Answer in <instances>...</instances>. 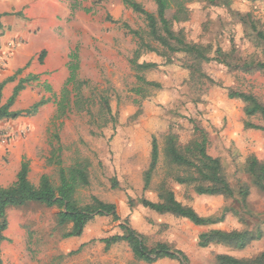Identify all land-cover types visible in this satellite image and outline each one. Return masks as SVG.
<instances>
[{
  "label": "rangeland",
  "instance_id": "obj_1",
  "mask_svg": "<svg viewBox=\"0 0 264 264\" xmlns=\"http://www.w3.org/2000/svg\"><path fill=\"white\" fill-rule=\"evenodd\" d=\"M136 1L148 12H155L151 0ZM232 8L251 13L258 27L264 30V2L232 0ZM190 9L189 20L183 26L189 41L225 52L233 44L239 58L264 61V52L252 33L236 24L227 10L208 7L199 1L192 3ZM8 13L11 14L1 19L7 24L0 30V58L4 63L0 74L7 70L17 52L28 51L32 57L28 65H21L23 69L16 80L3 88L2 103L17 80L28 74L37 80L19 94L12 110H24L41 98L50 101L32 117L0 121V187L15 181L22 157L29 160L30 183L37 185L44 174L55 182V170L45 164V159L50 151L49 130L54 133L61 125L57 133L64 166L76 159L90 163L89 186L77 192V201L85 205L90 197H96L113 204L119 221L98 217L88 224L81 237L65 240L55 223L57 209L36 204L11 208L6 212L8 226L3 234L6 240L0 247L2 264H145L135 261L123 243L105 251L98 242L120 234L119 225L125 220L146 239L147 246L166 243L184 252L189 264H215L214 258L219 254L251 259L264 251V194L250 183L243 171L249 156L264 162V133L245 128L244 105L229 99L225 90L249 93L264 105V73L227 72L215 65H204L205 74L222 87L202 90L186 85V71L177 62L162 66L159 57L146 54L143 61L160 66L144 76L147 81L161 84L163 89L145 91L142 93L145 98H141L135 93L138 84L128 63L136 40L124 25L136 31H144L145 25L140 15L132 13L119 0H29L20 16H15L13 11ZM75 49L79 60L77 78L87 82L82 94L93 105L90 113L72 110L61 121H55L52 94L59 96L68 76V56ZM42 52L45 54L40 62ZM45 85L52 94L45 91ZM100 96L108 98L113 121L108 117L103 122L98 116ZM188 118L197 121L207 132V152L220 160L230 187L234 191L239 183L248 187L247 208L255 218L244 214L235 199L197 196L190 187L172 181V176L181 175L182 171L166 165L165 137L172 133L179 145L184 146L191 133ZM250 122L264 127L258 117ZM152 137L158 144L159 160L150 188L143 193L142 174L149 163ZM162 181L181 204L190 206L201 216H218L226 208L238 210L239 216L228 213L222 223L195 227L185 220L158 216L137 204L128 207L127 198L136 201L144 196L156 201V187ZM257 225L262 238L241 251L216 245L206 249L197 247L199 234L209 230H252ZM75 251L78 252L69 255ZM154 264L179 263L160 260Z\"/></svg>",
  "mask_w": 264,
  "mask_h": 264
},
{
  "label": "trees",
  "instance_id": "obj_2",
  "mask_svg": "<svg viewBox=\"0 0 264 264\" xmlns=\"http://www.w3.org/2000/svg\"><path fill=\"white\" fill-rule=\"evenodd\" d=\"M119 1L132 13L140 15L145 25L144 31L132 30L124 25L127 32L136 40L135 49L128 63L138 84L135 93L141 98H145V95H142L145 91L163 89L161 84L147 81L144 76L145 73L156 70L160 66L157 63L143 61L142 57L146 54H154L159 57L162 66L173 65L177 62L178 66L186 71V85L202 90L212 86L222 87L221 84L205 74L204 65H215L226 69L227 72L264 73V61H247L239 58L233 44H231L230 50L225 52L218 47L211 49L187 39L183 26L189 20L190 5L199 1L208 7L227 10L236 24L252 33L254 41L264 52V30L258 27L251 13H241L232 8V0H151L155 6L153 13L145 10L136 0ZM241 1L264 2V0ZM14 15L20 16V12ZM3 16H8V14H3ZM2 28L0 23V30ZM44 54L42 52L40 62H42ZM66 70L68 76L58 97L52 94L48 85L44 86L45 91L52 94L56 107L53 117L55 121H61L72 110L90 113V107L93 105L89 98L82 94V89L87 87V82L77 78L79 70L77 49L69 54ZM21 72L22 69H19L13 76L0 82V121L32 117L50 101L48 98H41L24 110H12L19 94L26 86L37 80L36 76L27 75L18 79L10 96L2 103L3 88L8 83L14 82L16 76ZM225 90L229 99L238 100L244 105L245 128L264 133V127L250 122L251 118L258 117L264 123V105L249 93L228 88ZM97 104L99 106L98 116L103 122H106L108 117L112 121L115 119L106 96H100ZM188 123L191 132L190 139L184 146L179 145L177 136L172 133L165 137L163 149L165 163L172 170L182 171L181 175H173L172 181L177 185L190 187L197 196H222L226 199H235L244 214L255 218L256 215L249 212L247 208L248 187L243 183H239L236 191L230 187L223 173L220 160L210 156L207 152L209 145L207 132L192 118H188ZM60 127L61 125L55 129L54 133L49 130L50 151L45 159V164L55 170V182L49 175L44 174L39 178L37 185L30 183L28 180L29 160L22 157L15 181L6 187H0V247L6 240L3 234L8 226L7 210L22 208L29 204L57 209L55 223L62 231L61 238L65 240L81 237L88 224L98 217L105 216L110 217L113 222L119 221L113 204L102 202L96 197H90L89 203L85 205H80L77 201V192L89 186L90 163L86 159H76L71 165L64 166L61 156L62 148L57 133ZM158 160V144L156 139L152 137L149 163L142 174L143 193L150 188ZM243 171L250 179V183L264 194V162H259L255 157L249 156L245 161ZM113 186H115L114 179ZM156 196V201H151L144 196L136 201L127 198V204L129 208L137 204L158 216H170L185 220L195 227H209L222 223L228 213L239 216L238 210L229 208L224 209L218 216H201L190 206L181 204L176 199L174 192L163 181L156 187ZM119 229L120 234L98 240L99 243L103 244L105 251L114 245L123 243L137 262L154 264L160 260H171L179 264H189L184 252L172 248L166 243L156 242L152 246H147L146 239L135 232L126 220L119 225ZM261 238L262 231L258 225L252 230H209L199 234L197 247L206 249L216 245L241 251ZM77 252H71L69 255H74ZM214 260L215 264H264V251L251 259L239 260L227 254H219L215 256ZM0 264H2L1 259Z\"/></svg>",
  "mask_w": 264,
  "mask_h": 264
},
{
  "label": "crops",
  "instance_id": "obj_3",
  "mask_svg": "<svg viewBox=\"0 0 264 264\" xmlns=\"http://www.w3.org/2000/svg\"><path fill=\"white\" fill-rule=\"evenodd\" d=\"M29 2V0H0V23L2 25V27H4V24L1 19L5 16H3V14H8L10 15L11 12L13 11V14L20 12L21 9ZM13 9V10H12ZM52 10H55V7L52 6ZM2 15V16H1ZM32 49L34 48V45H32L31 47ZM31 54H29L28 51H23V52H17L15 55H13V57L11 58V60L9 61V65L7 66V70L5 72H3L2 74H0V79L3 81L4 79L11 77L14 75V73L19 70V69H23L22 68V64H24L25 66L29 64L30 60H31ZM14 72V73H13ZM29 75V74H28ZM18 81V80H17ZM1 82V81H0ZM13 83V82H12ZM10 84V83H8ZM16 84V83H15ZM28 87V86H27ZM26 89V88H25ZM24 89V90H25ZM23 90V91H24ZM22 91V92H23ZM16 103V102H15ZM32 105V104H31ZM46 106V105H45ZM44 107V106H43ZM42 107V108H43Z\"/></svg>",
  "mask_w": 264,
  "mask_h": 264
},
{
  "label": "built area",
  "instance_id": "obj_4",
  "mask_svg": "<svg viewBox=\"0 0 264 264\" xmlns=\"http://www.w3.org/2000/svg\"><path fill=\"white\" fill-rule=\"evenodd\" d=\"M4 66V63L2 61V59L0 58V68H2Z\"/></svg>",
  "mask_w": 264,
  "mask_h": 264
}]
</instances>
